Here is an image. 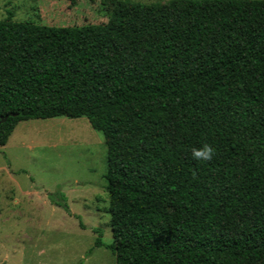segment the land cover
<instances>
[{"label": "trees", "instance_id": "16d2710c", "mask_svg": "<svg viewBox=\"0 0 264 264\" xmlns=\"http://www.w3.org/2000/svg\"><path fill=\"white\" fill-rule=\"evenodd\" d=\"M58 116L104 135L116 264H264V0H117L81 26L8 11L0 146Z\"/></svg>", "mask_w": 264, "mask_h": 264}, {"label": "rangeland", "instance_id": "374dc122", "mask_svg": "<svg viewBox=\"0 0 264 264\" xmlns=\"http://www.w3.org/2000/svg\"><path fill=\"white\" fill-rule=\"evenodd\" d=\"M116 1L0 0V18L11 11L53 26L102 24ZM106 171L104 135L87 117L19 121L0 146V264H116ZM57 193L69 211L52 203Z\"/></svg>", "mask_w": 264, "mask_h": 264}, {"label": "clouds", "instance_id": "9594fccd", "mask_svg": "<svg viewBox=\"0 0 264 264\" xmlns=\"http://www.w3.org/2000/svg\"><path fill=\"white\" fill-rule=\"evenodd\" d=\"M215 148L209 143H203L199 147H193L191 156L196 161H209L215 155Z\"/></svg>", "mask_w": 264, "mask_h": 264}, {"label": "water", "instance_id": "95a60500", "mask_svg": "<svg viewBox=\"0 0 264 264\" xmlns=\"http://www.w3.org/2000/svg\"><path fill=\"white\" fill-rule=\"evenodd\" d=\"M4 120H6V117H4V118H1L0 122H2V121H4Z\"/></svg>", "mask_w": 264, "mask_h": 264}]
</instances>
